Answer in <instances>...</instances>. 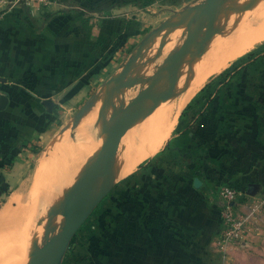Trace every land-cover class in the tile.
<instances>
[{"label":"rangeland","instance_id":"1","mask_svg":"<svg viewBox=\"0 0 264 264\" xmlns=\"http://www.w3.org/2000/svg\"><path fill=\"white\" fill-rule=\"evenodd\" d=\"M45 1L46 3L31 5L41 4L47 7L49 3L54 2V0ZM63 1L67 2V8L50 9L48 15L52 17L62 14L88 19L92 36L96 35L95 30L101 28L104 21L107 23L110 20L123 19V23L115 32L113 28H108L106 33L110 35L104 41L98 42L90 37L87 57L84 52L81 55L80 49L74 48L73 103L65 106L62 114L48 119V122L53 124L52 128L42 132L41 139H25L24 146L20 147L27 152L24 168L9 167L10 169L0 170V210L6 202L10 203L11 198L21 199L20 204L26 207L24 215L32 208L36 211V207H39L37 213L31 211L34 223L30 222L32 227L29 229L31 231L29 236L34 237V240L32 257L27 264H30L31 260L43 250H51V240L62 228L65 207L67 204L75 203L79 196L86 193L88 198L85 206H89L99 193H103L104 197L89 217L82 222L61 264H113L104 263L105 258H112L108 254L113 253L112 248L114 243L118 242L119 236L127 237L130 224H134L136 220L139 226L148 217L149 220L157 221L154 222L156 225H160L159 221L168 211L169 204L176 201L186 202L187 199L192 201L198 189L201 186L209 188L211 181H217V185L212 187L215 194L212 199L217 202L219 211L222 204L218 193L225 187H232L242 194L243 198H247L248 204H245V210L249 211V208L255 210L251 229L256 225L258 227L257 220L264 217V40L242 54L233 55L220 72L206 78L192 95L183 100L186 90L184 88L192 75V71L187 70L191 67V63L190 67L188 63L194 62L192 59L196 55L197 58L202 57L206 48L216 42L218 36L226 35V25L235 13L234 8L233 11L229 10L231 5L236 6L235 14L238 17L252 9L254 4L256 5V0H248L240 7L236 0H226L218 8L207 10L204 19L199 17V7L209 0ZM31 5L11 4L15 9ZM2 10L0 9V15ZM260 10H264V6ZM179 19H185L187 24L184 25L186 31L181 34L176 28ZM78 22H76L77 26H79ZM41 27H43L42 23L36 26L37 29ZM173 27H175L176 39L171 37ZM166 42L173 47L171 45V48L168 47L169 44L167 45ZM168 48L171 50L169 51ZM251 54L254 56L248 58ZM189 56L192 57L191 60ZM52 75L55 80L58 76L64 80L69 73ZM39 76L38 74L37 80ZM109 79L117 80L125 90L128 89L126 93H122L126 96L122 100L125 105L121 103L116 106L118 111L121 110L122 113L130 105H135L137 109L135 114L125 116L121 121L138 116L143 107L139 99L155 86L164 84L161 92L156 94L158 98L155 104H152L147 117L157 111L164 102L172 99L173 105H178L173 113L172 134L160 152L144 161L133 173L124 176L123 179L108 183L111 167L106 165L103 169L101 187H99V166L103 155L100 157L99 154L95 159L96 166L86 178V183L81 185L74 183L69 188L70 199L55 206L53 201L44 199L46 194L42 192L46 188L41 190L42 185L39 186V183L32 179L34 162L39 154L37 151L43 146L41 140H46L62 125L61 133H67L66 136L71 138L72 131L68 125L71 127V124H74L75 117L95 90V86ZM87 81H89L87 88L81 89L79 87L81 83ZM39 82L42 83L41 80ZM134 82L138 85L135 86ZM37 84L38 82L35 85ZM21 87L20 95L24 98L34 97L35 93L38 95V89H34V85L29 88L28 85L23 84ZM47 89L42 90L43 95L48 94ZM64 94L61 90L57 98H62ZM145 117L146 115L143 118ZM90 119L93 120L94 116ZM122 136H126L121 143L124 145L123 142L134 140L136 135L133 131L130 135L125 133ZM86 139L87 136L85 139L82 138V142ZM85 143L80 145L85 146ZM35 152L38 154L35 155ZM11 164L13 163L10 161L9 166ZM56 164L60 165L58 162ZM11 170L20 178L19 183H5L8 177L6 175L12 173ZM196 180L200 181L199 185L195 183ZM250 184L258 186L254 196L247 194ZM43 186L51 190V185ZM9 195H12L10 199H8ZM36 195L42 196L40 200ZM34 201L35 207L32 205ZM15 206L16 209L19 207L16 204ZM30 213L25 217L31 218ZM37 228L39 234L34 232ZM249 237L244 244L236 245L238 248L234 250L232 258L231 253L223 255V258L227 257V259H223L218 264H264V247L257 249Z\"/></svg>","mask_w":264,"mask_h":264},{"label":"crops","instance_id":"2","mask_svg":"<svg viewBox=\"0 0 264 264\" xmlns=\"http://www.w3.org/2000/svg\"><path fill=\"white\" fill-rule=\"evenodd\" d=\"M67 5L66 1L54 0L47 7L41 6V4H34L30 7L15 9L11 6V0H0V9H3L0 15V96L8 98L6 109L0 111V170H7L9 167L24 168L27 152L20 147L24 146L25 139H41L43 137L42 132L52 128L53 124H50L48 119L62 114V109L73 103L72 61L74 48L76 50L80 49L81 55L84 52L87 57L90 37H93L98 42L104 41L110 35L106 33L108 28H113L115 32L120 27V24L123 23V19L110 20L107 23L104 21L102 24L100 23L101 28L95 30L96 35L92 36L89 31L88 19L83 20V17L73 18L62 14L52 17L48 15L50 9L67 8ZM74 21H79V26ZM40 23L43 24V27L37 29L36 26L40 25ZM61 72L65 73V75L69 73V75H66L64 80L60 76L55 80L52 74H60ZM38 74L40 75L39 80H37ZM40 80L42 83L39 82ZM37 82L38 84L35 85ZM85 83H81L79 87L81 89L87 88L89 81ZM23 84L28 85L29 88L34 85L33 88L38 89V95L35 93L34 97H22L20 95V87ZM134 84L135 86L138 85L137 82H134ZM45 88H48V94L45 93L43 95L42 90ZM61 90L65 94L62 98H57ZM126 90L122 84L114 79L103 81L95 86V90L88 97L78 116L75 117L74 124H71V127L68 126L72 131L71 138H68L63 132L61 133L62 125L55 129L54 133L46 140H41L43 146L34 162L33 181L37 182L36 172L38 168L36 167H38L41 158L50 157L51 154L53 156V159H51L55 162L54 167L58 166L56 161L60 164L57 168L67 164L66 162L69 159L65 156L64 150H70V146L76 149L81 144L80 131L83 129V123L87 124L88 118L92 114H96V122L94 121L91 133H86L89 138L84 141V143L86 142L85 146L90 145L89 143L93 138L91 135L94 136L96 129H104L103 131L106 135L100 149L96 150L93 158L82 169L83 174H79V177L74 182L79 185L86 183V178L89 177L91 170L96 166L95 159L100 154L110 129L120 122L121 119H124L125 116H130L137 112L135 105L128 106L122 113L116 111L118 110L116 106L120 105V102L122 103V100L126 97L122 94L126 93ZM157 98L158 96L154 102ZM47 102L52 104V108L47 105ZM112 110L116 112L112 113ZM149 112L150 110L147 112L146 117ZM119 115L120 117H117ZM137 124L140 126L142 122L137 121L134 127L131 126L123 134L128 133L130 135L138 127ZM93 130L94 132H92ZM122 135L114 155L108 162V166L111 167V175L107 182L110 184L116 181L112 177V172L116 163L118 164V157L123 150V148L121 150V147H124L121 146L123 145L121 142L126 137ZM58 153L59 155H57ZM71 153L70 150L69 154ZM42 154L45 156H42ZM156 154L144 161L154 157ZM55 155L58 157H55ZM51 159L50 161H52ZM10 161L13 163L11 166H9ZM74 163L76 164V160H74ZM11 171L12 173L9 175L7 173L6 177H8L5 183H19L20 178L13 173V170ZM59 176L56 178H63V176ZM51 181H54L53 177ZM198 182L200 183L199 180L195 181L197 185H199ZM216 183L217 181H211L209 188L201 186L192 201L186 200L189 203L176 201L169 204L168 211L162 215L159 221L160 225H156L154 222L157 221L149 220L150 218L148 219V217L139 226L135 220L134 224L129 225L127 237H118V242H115L112 248L113 253L108 254L112 258H105L104 263L218 264L223 259H227V257L223 258V255L226 256L231 253L232 258L234 250L238 248L236 245L230 246L226 253L217 247V238L222 222L217 202L212 199V196L215 195L212 187L217 185ZM102 184L103 178L100 180L99 187ZM70 194L71 192H68L64 199H61V202L68 201ZM11 196L9 195L8 199ZM15 199L11 198L10 204L6 202L3 208L16 209L15 203L12 202ZM19 200L21 199L19 198ZM16 205L19 206V204ZM257 221L259 226L253 227L250 233L251 239L250 237L249 239L259 249V247H264V228H262L264 226V217ZM228 259L230 258L228 257Z\"/></svg>","mask_w":264,"mask_h":264},{"label":"bare ground","instance_id":"3","mask_svg":"<svg viewBox=\"0 0 264 264\" xmlns=\"http://www.w3.org/2000/svg\"><path fill=\"white\" fill-rule=\"evenodd\" d=\"M247 1L248 0H236V3L239 4V7H240L241 5L244 6V4H246L245 2H247ZM226 3H228V2H226ZM255 3H256V5L254 4V7L252 9H250L249 11L246 10L247 12H245L244 14H241V16L239 15L238 17L235 14L236 13V6L235 5L233 6L230 3V5L232 7H230L229 10L233 11L232 8H234L235 13L232 14V19L229 20V22L226 25L227 31L224 30V31H226L225 32L226 35H221V37L218 36L217 40L215 38L216 42L213 43L214 45L211 44V46L207 47L206 50L203 49V48H205V46L203 45L204 47L202 49L205 50L204 55L202 57H198V58L196 55L195 58L192 59V60H194V62L192 61V62L188 63V67H190L189 64L191 63L190 68L186 67L187 63L185 65V67L187 68L188 71L189 70L192 71V75H191V79L188 81V83L186 84V86L184 88L186 90H185V98L183 100H186L190 95H192L193 91L196 90L201 85V83L205 81L206 78L220 72L227 65V63L233 58V55L242 54V53L246 52L247 50H249L250 48H252L253 46H255L256 44H258L259 42L264 40V10H260L264 6V0H256ZM252 6H253V4H252ZM225 9H227V6L225 7ZM244 10H242V11L244 12ZM218 11H220V10H218ZM222 13L223 12H221V14ZM209 20H210V18H209ZM206 21H208V20H206ZM207 23L208 22H206V25H207ZM172 25H173V23H172ZM184 25H187L186 20L185 19H179L177 22V26H176L179 34L184 33L186 31L184 29ZM169 26H170V23H169ZM207 28H206V30H207ZM173 29H174V31L172 30L173 32H171V33H173V34L171 37H173V39H176L175 27H173ZM206 30H205V32H206ZM205 32H204V34H206ZM171 33H170V35H171ZM171 39H169V40L171 41ZM210 40L211 39H209V42H210ZM170 41H168V42H170ZM168 42H166L167 45L169 44ZM174 42L175 41H173V43ZM170 45L171 44H169L168 47ZM171 46H170V48H171ZM144 48H146V47H144ZM170 50L171 49H169V51ZM147 52L150 53L149 51H147ZM193 52H194V50H193ZM141 54H142V52H141ZM139 55H140V53H139ZM142 56L143 55H141V58H142ZM193 56H194V54H193ZM189 58H190V56H189ZM189 58L187 60H189ZM191 58H190V60H191ZM163 86H164V84L157 86V92H161V90L163 89ZM157 92L152 96V104H155L154 100L157 97L156 96ZM183 100H181L180 103H182ZM120 104H121V102H120ZM122 104H124V103H122ZM176 106L178 107V105H173V100L171 99L169 101L164 102V104L162 106H159L160 108H158L157 111L153 110L154 112L152 115H150L149 117H146V119L144 118V120H142V119L140 120V122H142V124L140 126L137 124L138 127H136V129L134 130V134L136 135L135 139L131 140L129 142H126V143L123 142L124 145H121L124 147H121V150H122V148H123V150H122L120 156L118 157L119 158L118 164L116 163V166H114L115 168L112 172V177L114 180L115 179L117 180L118 178H123L124 176L131 174L134 171V169L141 162H143L148 157L156 154L159 150H161L163 148L165 143L169 140V138L172 134L173 128H174L173 113H174ZM115 110L114 111L112 110L113 112L112 111L111 112L114 113V112L118 111V110H116V111ZM98 113H99V111H98ZM95 115L96 114L91 115V116H94L93 120L90 119V117H91L90 116L88 118V120L86 121L87 124L83 123V125H84L83 129L82 130L80 129L81 130L80 136L81 137L83 136L82 137L83 139H85L86 136H87V138H89L88 134L91 133L92 126H93L94 121H95ZM116 115H118V114L116 113ZM97 116H98V114H97ZM111 117H112V115H111ZM117 117H120V115ZM97 130L98 129L95 130L94 136L91 135V137H93V138L91 139V141L89 143L90 145H86V146L79 145L76 149L70 146V150L72 152L71 154H69L70 150H68V151L64 150V152L66 154L65 156L68 157L69 161L66 159L67 164L62 165L61 168H57L59 166L54 167L55 162H53L54 160H52L53 156L51 154H50V157L48 156V157L41 158V161H40L38 167H36V168H38V170L36 172L37 173V179L36 180H37V183H39V186L42 185L43 188L41 190L46 188V190L44 192H42V194H46L44 199H48V200L53 201V205L57 206L61 202V199L62 198L64 199V196H66L68 194L69 188L72 187V185L75 182V179L77 177H79L78 176L79 174H81V173L83 174L82 169L89 163L91 158H93L96 150L100 149L102 142L105 139L106 133H104V131H103L104 129H102V130L100 129L98 131ZM92 132H94V130ZM86 133H88V134L85 135ZM107 136H106V138H107ZM76 142H78V141H76ZM55 143L57 144V141ZM55 143H52V144H55ZM58 143H59V141H58ZM80 143H84V141L83 142L81 141ZM49 146H48V148H50ZM57 155H59V153ZM57 155H55V157ZM75 155H77V156L75 157ZM42 156H45V155L42 154ZM50 159L52 161H50ZM74 160H76V164L74 163ZM62 162H64V161H62ZM58 175H60L59 177L63 176V178L57 179L56 177H58ZM52 177L54 179L53 182L51 181ZM99 184H100V180H99ZM43 185H48V186L51 185L50 186L51 190H49V187L47 188V186L45 187ZM37 186H36V189H37ZM39 190H40V188H39ZM17 195H19V194H17ZM41 195L39 197L37 195L36 196L39 199L42 197ZM33 196H34V194H33ZM35 201L32 203V205H34ZM12 202L15 204H19V207L17 209H12L10 207H6V208L0 210V264H27L29 262L30 258L32 257L31 249H33L34 237L29 236L30 232H31L29 229H31V227H32L31 225H32V223H34V222H32L33 221V219H32L33 215H31L32 214L31 211L32 210L34 211L35 208H32V210L30 211L31 213L27 212V214L24 215V213L26 212L24 209L26 207L25 208L22 207V205L20 204L19 198H16ZM42 202H44V200ZM42 202H39V203H42ZM36 203H38V202L36 201ZM34 207H35V205H34ZM36 208H37V210L34 211V214L38 212L39 207H36ZM28 213H30L31 218L29 216H27V218L25 217L26 215H28ZM40 214H41V212H40ZM40 214H38V215H40ZM40 217L41 216H39V218ZM34 219H36V218H34ZM41 219H42V217H41ZM39 220L40 219H38V221ZM38 221L35 223L36 225H37ZM30 222H32V223L30 224ZM17 226H20V227H17ZM34 229L35 228H33V230ZM38 230L39 229L37 228L36 231H34V232L38 233L37 232Z\"/></svg>","mask_w":264,"mask_h":264},{"label":"water","instance_id":"4","mask_svg":"<svg viewBox=\"0 0 264 264\" xmlns=\"http://www.w3.org/2000/svg\"><path fill=\"white\" fill-rule=\"evenodd\" d=\"M226 0H209L204 5L199 7V17L204 19V14L207 10H213ZM198 32V30H197ZM190 45V44H189ZM184 50V49H183ZM182 51L180 52V54ZM157 92V86L149 90L139 101L143 103L141 113L134 117L122 120L115 124L109 131L105 144L101 150L100 157L103 155L99 166V178H103V169L108 165L109 159L114 155L118 141L121 135L126 132L132 124L140 121L150 110L152 106V96ZM8 105V98L0 96V111L5 110ZM47 105L52 108V104L47 102ZM102 186V185H101ZM258 186L250 184L247 194L254 196L257 192ZM104 197L103 193H99L89 206H85V201L88 194L79 196L75 203L67 204L63 214L62 228L60 232L51 240V250H43L40 254L35 256L30 264H61L67 249L81 227L82 222L89 217L92 211L100 203Z\"/></svg>","mask_w":264,"mask_h":264},{"label":"built area","instance_id":"5","mask_svg":"<svg viewBox=\"0 0 264 264\" xmlns=\"http://www.w3.org/2000/svg\"><path fill=\"white\" fill-rule=\"evenodd\" d=\"M46 3L45 0H13L12 5H31L32 3ZM222 204L220 219L222 227L217 238V247L223 252L233 245L244 244L251 233L252 218L255 210H245L247 198L232 187H225L218 193Z\"/></svg>","mask_w":264,"mask_h":264},{"label":"trees","instance_id":"6","mask_svg":"<svg viewBox=\"0 0 264 264\" xmlns=\"http://www.w3.org/2000/svg\"><path fill=\"white\" fill-rule=\"evenodd\" d=\"M253 56H254V55H253V54H251V55H249V57H248V58H251V57H253ZM40 151H41V149H39V151H37V152H38V153H40ZM37 152H35L34 154L36 155V153H37ZM38 153H37V154H38ZM38 155H39V154H38ZM3 167H4V166H3Z\"/></svg>","mask_w":264,"mask_h":264}]
</instances>
